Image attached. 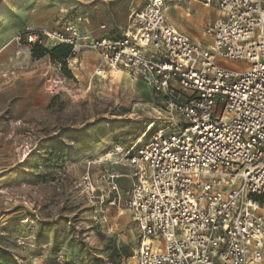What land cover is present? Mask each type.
I'll return each mask as SVG.
<instances>
[{
    "label": "built area",
    "instance_id": "built-area-1",
    "mask_svg": "<svg viewBox=\"0 0 264 264\" xmlns=\"http://www.w3.org/2000/svg\"><path fill=\"white\" fill-rule=\"evenodd\" d=\"M194 1L217 14L205 30L212 49L170 23L167 8L180 0L132 9L116 38L105 25L93 38L65 24L18 32L14 42L67 45L73 57L89 49L98 76L125 70L160 99L154 111L167 120L124 154L131 172L124 210L142 234L128 264H262L264 0ZM122 177L110 176L113 206L122 203ZM84 181L94 191L90 176Z\"/></svg>",
    "mask_w": 264,
    "mask_h": 264
},
{
    "label": "rangeland",
    "instance_id": "rangeland-1",
    "mask_svg": "<svg viewBox=\"0 0 264 264\" xmlns=\"http://www.w3.org/2000/svg\"><path fill=\"white\" fill-rule=\"evenodd\" d=\"M147 1L0 0V264H128L126 256L139 249L142 234L124 210L131 174L124 154L151 125L167 120L154 111L160 99L125 70L98 76V55L89 49L63 66L14 37L74 24L82 36L98 38L105 25L116 38L131 10ZM191 2L169 7L170 23L210 47L205 30L214 11L205 20L210 9L200 5L187 17ZM112 175L123 176L121 205H111Z\"/></svg>",
    "mask_w": 264,
    "mask_h": 264
},
{
    "label": "trees",
    "instance_id": "trees-1",
    "mask_svg": "<svg viewBox=\"0 0 264 264\" xmlns=\"http://www.w3.org/2000/svg\"><path fill=\"white\" fill-rule=\"evenodd\" d=\"M37 47V49L41 50L44 54H50L52 57V60L60 62L63 66H66V59L73 58L72 55V47L67 45H57L58 47L52 50L51 52H48L43 48L41 45H33ZM43 55V54H42ZM127 258L130 257V255L126 256Z\"/></svg>",
    "mask_w": 264,
    "mask_h": 264
},
{
    "label": "crops",
    "instance_id": "crops-1",
    "mask_svg": "<svg viewBox=\"0 0 264 264\" xmlns=\"http://www.w3.org/2000/svg\"><path fill=\"white\" fill-rule=\"evenodd\" d=\"M185 1H188V0H185ZM191 1H192L191 2L192 3L191 5H193V6H190L189 8H187L186 11H185V13L183 12V15H185L187 17L191 16L189 13L195 15V13L198 14V11H202V6H200V5H203V4H201L199 2H196L194 0H191ZM171 6H173V5H171ZM188 10H190V12H188ZM214 14H215V17H216L217 16L216 12H214ZM178 15L180 16V13L179 12H178ZM197 18L199 19V16L198 15H197ZM120 255H121V253H117V256H120Z\"/></svg>",
    "mask_w": 264,
    "mask_h": 264
},
{
    "label": "bare ground",
    "instance_id": "bare-ground-1",
    "mask_svg": "<svg viewBox=\"0 0 264 264\" xmlns=\"http://www.w3.org/2000/svg\"><path fill=\"white\" fill-rule=\"evenodd\" d=\"M205 7H206V6H205ZM206 8H208V7H206ZM209 9H210V8H209ZM168 10H169V8L167 9L168 16H169V18H172V15H170V13H169ZM210 10H211V11H210ZM210 10H208V11H206V12L204 13V18H205V20H206L207 18H208V19L210 18L211 13H212V9H210ZM173 19H174V18H173ZM174 20H176V19H174ZM205 20H204V21H205ZM203 37H207V35H203L202 38H203ZM202 40H203V39H199L198 42H202ZM200 44H201V43H200ZM209 48L212 49V48H213V45L211 44ZM113 71H114V70H112L111 72H113ZM111 72H110V73H111ZM102 75L105 76V75H107V73L104 72V73H102ZM152 120H153V119H152ZM151 122H152V121H151Z\"/></svg>",
    "mask_w": 264,
    "mask_h": 264
}]
</instances>
